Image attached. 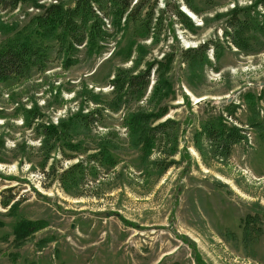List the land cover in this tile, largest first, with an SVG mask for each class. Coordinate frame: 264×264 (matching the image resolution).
I'll return each instance as SVG.
<instances>
[{
  "label": "rangeland",
  "instance_id": "374dc122",
  "mask_svg": "<svg viewBox=\"0 0 264 264\" xmlns=\"http://www.w3.org/2000/svg\"><path fill=\"white\" fill-rule=\"evenodd\" d=\"M56 1L72 6L74 0H27L15 10L0 9V43L33 37V18L43 11L35 4ZM187 1L148 0L153 23L161 16L149 32L100 14L105 35L92 46L66 50L52 41L44 71L0 82V264H195L182 238L194 243L202 264H264V0ZM207 43L205 51L199 48ZM187 48L201 50L199 66L181 57ZM161 60L166 67L160 77L151 72L141 101L125 98L114 110L113 75ZM156 79L167 80L169 88L160 104L148 100ZM91 92L105 110L89 102ZM229 104L238 106L231 122L247 130V142L233 148L227 166L214 162L208 169L193 136L205 121L225 116ZM161 106L168 112L160 121L179 124L182 152L165 157L175 165L158 176L149 166L157 155L143 164L121 123L128 111ZM93 109L102 111L87 132L53 139L47 158L38 150V124ZM107 133L115 168H100L99 182L85 175L73 192L65 190L63 171L92 154ZM79 141L85 142L80 150L69 149ZM8 197L17 202L11 213L2 206ZM22 219L47 225L15 240L13 227Z\"/></svg>",
  "mask_w": 264,
  "mask_h": 264
},
{
  "label": "trees",
  "instance_id": "16d2710c",
  "mask_svg": "<svg viewBox=\"0 0 264 264\" xmlns=\"http://www.w3.org/2000/svg\"><path fill=\"white\" fill-rule=\"evenodd\" d=\"M25 1L27 0H0V9L15 10ZM185 3L187 4L188 1L185 0ZM259 4L263 6L264 1ZM35 5L42 8L43 11L33 18V24L35 22L34 36L31 38L27 36L23 39L15 37L0 43V82L28 78L32 70L44 71L49 61L50 42L52 41L60 47L66 48V50L82 46L84 42L87 43L88 47L92 46L98 37L105 35L101 30L103 22L100 14L103 17L112 16L117 24L121 20L127 23L140 24L145 26L147 31L155 29L161 20V16L158 15L153 23V8H150L148 0H137L134 4L133 0H74L72 6H63L58 1L47 6L37 3ZM173 10L180 17L181 22L189 27L188 23L190 21L185 18L177 7H174ZM160 12L165 13L164 10ZM142 13H144V16L141 19ZM232 18L234 19V17ZM228 24L232 26L233 22ZM208 45L207 43L199 48L205 51ZM200 49L187 48L182 52L181 57L197 67L201 64L195 61L196 59L199 61L197 56L201 51ZM165 67L166 64L161 60L147 63L146 68L137 73L133 71L134 68L118 70L110 81L112 87L111 104L114 105V110L123 106L122 101L125 98H132L137 102L141 101L150 84L151 72L154 71L160 77L161 71ZM158 81L156 79L151 95L148 97L150 103L157 101L160 104L161 100L168 96L167 80L163 81L161 79L159 83ZM159 85H161L162 93L158 89ZM100 98V96L91 92L89 102L101 107ZM102 108L103 110L106 109ZM101 109H93L87 113L80 111L76 114H70L67 118L59 119L56 124H38L36 128L34 127V130L42 131L43 137L38 150L44 153L47 158L56 147V143H51L54 141L53 139L59 140L61 136L63 138L67 137L71 133H77L79 130L87 132L96 121L93 118L94 114L100 113ZM237 109L238 106L236 104H229L225 109V116L221 114L217 118L212 117L211 120L205 121L193 136L194 149L200 156L203 165L208 169H213L212 163L214 162L221 166H227L233 148L236 145L247 142V130L243 126L231 122V118L235 119ZM167 112L168 110L164 106L150 112L137 108L133 111H128L121 123L127 129L130 144L144 158L145 162L143 164H146L152 155H157L158 158L153 159L149 166L157 169L158 176L175 165L174 161L166 162L163 159L165 157L166 159L173 158L182 152L178 150L179 124L173 119L160 121ZM110 134L107 133L98 139L92 154L69 165L63 171V178H58V180L60 179V183L65 190L69 191L71 188L73 192V186L82 185V179L85 175L98 181L96 178L100 173V168H105V171L115 168L116 162L109 151L114 149L108 140ZM84 143L79 141L68 147L70 150L77 151L80 150L81 145ZM183 149H185V146ZM184 152L189 155L185 150ZM52 179L54 180V177ZM12 201L13 198L8 197L2 203L4 208L9 207L10 213L14 210L17 203L13 202L11 204ZM262 216L264 217V213ZM249 220L250 217L247 216L248 223ZM46 225V222L42 220H19L13 227L14 238L15 240L24 241L33 233L44 229ZM248 235L247 226L244 230L245 240L248 239ZM182 240L192 248L195 264H202L195 250L194 243L186 238H182Z\"/></svg>",
  "mask_w": 264,
  "mask_h": 264
},
{
  "label": "bare ground",
  "instance_id": "6f19581e",
  "mask_svg": "<svg viewBox=\"0 0 264 264\" xmlns=\"http://www.w3.org/2000/svg\"><path fill=\"white\" fill-rule=\"evenodd\" d=\"M185 12H186V14H188V16L192 19V20H195L196 21V16L193 14V13H191V12H189L188 10H185Z\"/></svg>",
  "mask_w": 264,
  "mask_h": 264
},
{
  "label": "water",
  "instance_id": "95a60500",
  "mask_svg": "<svg viewBox=\"0 0 264 264\" xmlns=\"http://www.w3.org/2000/svg\"><path fill=\"white\" fill-rule=\"evenodd\" d=\"M189 17V16H188Z\"/></svg>",
  "mask_w": 264,
  "mask_h": 264
}]
</instances>
